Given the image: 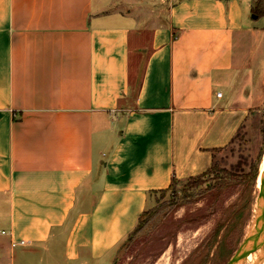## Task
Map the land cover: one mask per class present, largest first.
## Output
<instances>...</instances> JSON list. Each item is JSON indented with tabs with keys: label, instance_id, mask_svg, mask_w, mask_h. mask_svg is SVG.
Here are the masks:
<instances>
[{
	"label": "crops",
	"instance_id": "obj_1",
	"mask_svg": "<svg viewBox=\"0 0 264 264\" xmlns=\"http://www.w3.org/2000/svg\"><path fill=\"white\" fill-rule=\"evenodd\" d=\"M257 1L0 0V264L113 261L209 169L264 106Z\"/></svg>",
	"mask_w": 264,
	"mask_h": 264
},
{
	"label": "rangeland",
	"instance_id": "obj_2",
	"mask_svg": "<svg viewBox=\"0 0 264 264\" xmlns=\"http://www.w3.org/2000/svg\"><path fill=\"white\" fill-rule=\"evenodd\" d=\"M258 8L264 10V0ZM252 10L245 7L244 20L264 26V16ZM136 41L133 32L131 53ZM263 121L264 106L254 109L231 142L215 153V174L155 192L141 231L121 241L113 261L108 258L103 264H225L251 233L257 216L258 188L241 177L251 164L260 169ZM234 214L238 217L232 218Z\"/></svg>",
	"mask_w": 264,
	"mask_h": 264
},
{
	"label": "water",
	"instance_id": "obj_3",
	"mask_svg": "<svg viewBox=\"0 0 264 264\" xmlns=\"http://www.w3.org/2000/svg\"><path fill=\"white\" fill-rule=\"evenodd\" d=\"M256 208L257 216L251 233L225 264H238L250 253L262 246L264 242V173L260 178V185L256 198Z\"/></svg>",
	"mask_w": 264,
	"mask_h": 264
},
{
	"label": "trees",
	"instance_id": "obj_4",
	"mask_svg": "<svg viewBox=\"0 0 264 264\" xmlns=\"http://www.w3.org/2000/svg\"><path fill=\"white\" fill-rule=\"evenodd\" d=\"M261 2V0H258L255 4H254V6H253V13L254 14H256V15H263L264 16V10H262V9H259L258 8V4ZM262 129H261V134H262V137H264V121H263V123H262ZM237 134V133H236ZM221 150H223V148H217V149H212V150H210V152H211V154H212V163H211V165H210V167H209V169L206 171V172H204V173H202V174H200V175H198V176H194V177H190V178H188V180L189 181H192V182H195V179H197V177H200V176H203L204 174H207V173H211L212 172V174H215V172H217L218 170H217V168H216V166H215V161H214V157H215V153H217V152H219V151H221ZM260 164V163H259ZM258 170H259V166H256L255 164H251L250 166H249V169H248V171H247V173L246 174H244L241 178H242V181H249V182H253L254 183V186L256 185V179H257V176H258ZM177 182H180L179 180H175V179H172L171 180V183H170V185H169V187H168V189L170 188V187H172V186H174V184H176ZM192 182H190V183H192ZM189 183V182H188ZM214 187V186H213ZM160 192V191H159ZM148 214V212H147V210L145 211V212H143L139 217H138V219H137V223H136V226H135V228L132 230V232H130V234H128V236L125 238L127 241L129 240V239H131L135 234H137V233H139L140 231H141V229H142V224H143V222H144V220H145V217H146V215ZM237 218L238 216H237V214H236V216H235V214H234V216L232 217V218Z\"/></svg>",
	"mask_w": 264,
	"mask_h": 264
},
{
	"label": "bare ground",
	"instance_id": "obj_5",
	"mask_svg": "<svg viewBox=\"0 0 264 264\" xmlns=\"http://www.w3.org/2000/svg\"><path fill=\"white\" fill-rule=\"evenodd\" d=\"M264 173V157L261 162V166L259 169V174L256 180V186L259 188L260 185V178ZM249 259L246 262L238 263V264H264V242L262 246L256 249L254 252L250 253Z\"/></svg>",
	"mask_w": 264,
	"mask_h": 264
},
{
	"label": "built area",
	"instance_id": "obj_6",
	"mask_svg": "<svg viewBox=\"0 0 264 264\" xmlns=\"http://www.w3.org/2000/svg\"><path fill=\"white\" fill-rule=\"evenodd\" d=\"M216 96H217V97H220V96H221V94H220V93H217V94H216ZM20 244L22 245V244H23V242H20ZM12 245L14 246L15 244L13 243Z\"/></svg>",
	"mask_w": 264,
	"mask_h": 264
}]
</instances>
